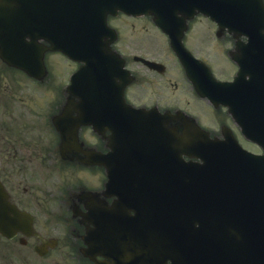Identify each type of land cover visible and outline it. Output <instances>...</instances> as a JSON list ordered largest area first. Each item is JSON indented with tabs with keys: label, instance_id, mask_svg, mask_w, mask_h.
<instances>
[{
	"label": "flooded vegetation",
	"instance_id": "obj_1",
	"mask_svg": "<svg viewBox=\"0 0 264 264\" xmlns=\"http://www.w3.org/2000/svg\"><path fill=\"white\" fill-rule=\"evenodd\" d=\"M131 25L135 22L124 21ZM142 28H146V24H142ZM208 30H205L206 37ZM225 40L232 39L229 33L222 34ZM128 51L126 47L122 48ZM145 50L146 56L161 60L157 54L161 50L156 46L140 47L138 50ZM126 65L136 75V81L129 84L124 93L129 101L134 100L138 104L145 107L156 106L160 109L166 108L167 105L177 103L179 101L178 90L179 84L171 75H165L158 69H154L137 61L127 53L125 56ZM185 87V86H183ZM1 88V87H0ZM182 89V87H180ZM169 107V106H167ZM0 121L2 129V138L0 140V153L2 160L0 165V175L5 180L11 198L21 207L35 212V221L39 224L40 230L37 235L23 236L18 234L14 238L7 239L0 235V264H103V261L110 255L111 246L99 245L93 247L100 253L96 261L93 262L82 252L84 245L81 237L84 230L81 228L80 221L72 215V204L78 203L77 195L80 199L79 207L82 212L87 211L84 201L87 198H81L79 192L83 189L81 185L72 186V184L64 183L65 187L57 183L42 184L34 186L33 180L36 177L28 174L29 166L22 165L26 162L24 137L30 133V127L15 121L13 114L1 113ZM112 131L103 129L99 131L89 126H84L80 130V135L85 141V145L96 147L102 151H108V140ZM50 136H54L52 130H49ZM39 155L50 156L48 152L38 150ZM46 160V159H45ZM45 166H38L40 171ZM46 168H50L46 166ZM98 180V172L93 175ZM96 181H93L95 183ZM58 186L59 191L44 192ZM104 180L102 188L96 190L98 199L92 207L102 209L109 206L113 202L114 197L105 196L103 194ZM87 187V186H85ZM59 195V196H56ZM56 196V197H55ZM86 223V222H85Z\"/></svg>",
	"mask_w": 264,
	"mask_h": 264
},
{
	"label": "water",
	"instance_id": "obj_2",
	"mask_svg": "<svg viewBox=\"0 0 264 264\" xmlns=\"http://www.w3.org/2000/svg\"><path fill=\"white\" fill-rule=\"evenodd\" d=\"M15 4L17 2L14 0H3L0 6ZM255 126L257 135L251 134L264 145V114ZM145 161L140 160L131 165L117 162V165L134 166ZM206 163L207 171L193 168L198 175L192 176L182 174L180 163L172 164L175 181L200 182L209 189L207 203L201 211L196 207L186 211L188 217L194 215V224L198 220L194 226L196 230L202 231L200 246L205 251L206 260L210 264H264V155H246L238 159L234 154L219 148L218 160L212 157ZM151 164H154V160ZM119 173L123 172L119 170L116 175ZM1 203L10 212L14 211L2 199ZM0 225L5 223L0 221Z\"/></svg>",
	"mask_w": 264,
	"mask_h": 264
},
{
	"label": "rangeland",
	"instance_id": "obj_3",
	"mask_svg": "<svg viewBox=\"0 0 264 264\" xmlns=\"http://www.w3.org/2000/svg\"><path fill=\"white\" fill-rule=\"evenodd\" d=\"M31 90L37 94V95L35 94V102H34L36 109H40L41 107L45 108V112L42 115V117L46 119L48 115V112H47L48 108L50 107V105L51 106L54 105L57 100L54 98L52 93H49L48 90L45 91L44 86L32 84ZM49 101H51V104H49ZM252 149H253V146H252Z\"/></svg>",
	"mask_w": 264,
	"mask_h": 264
},
{
	"label": "bare ground",
	"instance_id": "obj_4",
	"mask_svg": "<svg viewBox=\"0 0 264 264\" xmlns=\"http://www.w3.org/2000/svg\"><path fill=\"white\" fill-rule=\"evenodd\" d=\"M159 158H160V156L157 157L156 162L152 168L154 176H155L154 180H156L158 182H160L158 175H161L162 172H164L167 169V166L163 162L159 163V161H158Z\"/></svg>",
	"mask_w": 264,
	"mask_h": 264
}]
</instances>
